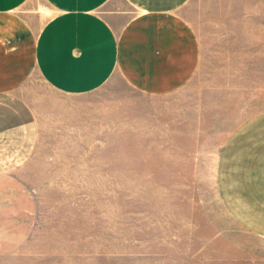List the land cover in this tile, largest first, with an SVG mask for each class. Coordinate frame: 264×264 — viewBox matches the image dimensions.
<instances>
[{"label":"rangeland","instance_id":"1","mask_svg":"<svg viewBox=\"0 0 264 264\" xmlns=\"http://www.w3.org/2000/svg\"><path fill=\"white\" fill-rule=\"evenodd\" d=\"M42 8L18 13L45 23ZM186 12L201 55L171 97L118 75L71 95L37 72L10 94L26 116L0 113V164L15 166L0 168V264H264V239L232 217L217 179L228 136L264 112V0Z\"/></svg>","mask_w":264,"mask_h":264},{"label":"crops","instance_id":"2","mask_svg":"<svg viewBox=\"0 0 264 264\" xmlns=\"http://www.w3.org/2000/svg\"><path fill=\"white\" fill-rule=\"evenodd\" d=\"M27 1L0 0V113L20 123L26 115L10 94L33 72L71 95L118 75L135 93L158 100L186 88L197 71L200 45L186 16L193 0H42L51 18L38 16V27L35 16L18 13ZM254 126L228 136L217 179L232 217L264 239V112ZM236 149L243 164L233 169Z\"/></svg>","mask_w":264,"mask_h":264}]
</instances>
